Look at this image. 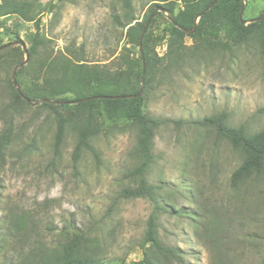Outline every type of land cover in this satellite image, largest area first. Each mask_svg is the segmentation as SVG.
I'll return each mask as SVG.
<instances>
[{
  "label": "rangeland",
  "instance_id": "rangeland-1",
  "mask_svg": "<svg viewBox=\"0 0 264 264\" xmlns=\"http://www.w3.org/2000/svg\"><path fill=\"white\" fill-rule=\"evenodd\" d=\"M36 1L42 7L39 32L47 41L31 64L15 74L17 85L29 94L36 91L34 70L43 58H60L66 49L110 70L123 54L137 57L138 47L126 42L125 28L113 18L126 22L127 12L117 0ZM150 3L131 0L135 20H142ZM263 10L264 0H243L241 15L250 20ZM0 22L10 31L3 36L0 27L3 43L17 33L29 45L32 22L13 15ZM167 25V18L157 15L150 26L148 40L156 42L158 55L166 49ZM184 43L186 57L158 74L143 106L159 118L181 120L177 126L161 125L153 138L155 158L147 178L162 185L160 198L168 209L159 214L158 236L164 245L184 252L183 264H260L264 180L230 188L239 153L193 121L224 111L232 125L263 128L264 58L252 40L202 51L189 37ZM23 59L15 49L0 51V134L9 132L0 152V264H53L60 244L74 233L89 238V248L104 264H142L148 245L141 248L140 242L152 204L145 198H119L120 190L132 184L126 172L136 164L135 128L100 116V131L91 139L97 159L84 150L73 167L76 136L70 129L54 158L53 114L36 107L39 99L30 106H8V82ZM63 96L73 95L55 98Z\"/></svg>",
  "mask_w": 264,
  "mask_h": 264
},
{
  "label": "trees",
  "instance_id": "trees-1",
  "mask_svg": "<svg viewBox=\"0 0 264 264\" xmlns=\"http://www.w3.org/2000/svg\"><path fill=\"white\" fill-rule=\"evenodd\" d=\"M117 1L127 12L126 22L119 20L116 15L113 18L125 28L126 42L138 47L137 57L123 54L119 66L110 70L103 64L87 63L82 56L66 49L60 58H43L40 69L34 70L37 80L34 94H29L23 87H19L26 99L17 93L11 79L8 82L11 92L8 106L13 109L30 106V101L33 100L48 99L41 101L36 107L48 109L53 114V157L59 156L66 130L70 129L76 136L71 154L73 167L77 166L84 150L98 158L97 151L91 145V139L100 131V116L107 120H123L134 127L136 136L132 154L136 164L126 172L132 184L120 190L119 198H145L152 204L140 242L141 248L145 245L148 247L139 263L183 264L184 252L179 248L164 245L158 236L159 214L168 209L160 198L162 185L149 182L147 178L155 158L152 151L155 131L165 123L177 126L181 120L159 118L145 111L143 106L149 90L158 79V74L165 68L177 67L186 57L185 37L191 38L194 49L199 51L230 49L252 40L256 42L258 51L264 58V15L259 18L264 10L259 16L245 20L242 15L239 17L243 0H150L142 20H135L131 0ZM39 3L36 0H0V17L13 15L22 21L32 22L35 28L27 46L29 63L18 67L15 72L17 75L31 64L38 55V49L45 46L47 41L39 32L38 16L42 8ZM52 5L49 2V6ZM156 7H160L162 11H156L147 26L141 41V51L140 34L149 14ZM157 15L165 16L168 22L164 29L166 49L163 55L157 54L156 42L150 43L148 40L150 26ZM0 27L3 36L10 34L1 22ZM157 39L160 40V37ZM8 40L11 42L20 38L15 33ZM6 43H3L0 36V46ZM3 49H15L24 54L20 45H10ZM142 61L143 90L140 95H135L140 91ZM164 61L166 63L161 66ZM16 82L19 83V79H16ZM66 93L72 94V98H55L56 95ZM193 124L207 128L216 139L225 141L239 153L241 161L229 175L230 188L236 190L253 180H264V127L252 131L245 123L232 125L224 111L194 120ZM8 138L9 132L6 129L0 134V152L6 147ZM88 243L89 238L86 235L72 234L60 244L53 264H104L98 254L89 248ZM260 264H264V236Z\"/></svg>",
  "mask_w": 264,
  "mask_h": 264
},
{
  "label": "water",
  "instance_id": "water-1",
  "mask_svg": "<svg viewBox=\"0 0 264 264\" xmlns=\"http://www.w3.org/2000/svg\"><path fill=\"white\" fill-rule=\"evenodd\" d=\"M207 8H208V7H207ZM207 8H206V9H207ZM242 9H243V3H242L241 10H240V12H239V17H240V18H241V14H242ZM156 11H162V9H161L160 7H156V8H154V10L149 14V16H148V18H147V20H146V22H145V24H144L143 30H142V32H141V34H140V38H139V48H140L141 51H142L141 41H142L143 34H144V32H145L147 26L149 25V23H150V21H151V19H152V17L154 16V14H155ZM263 15H264V12L260 15L259 18H262ZM194 26H195V24H194ZM193 30H194V29H192V31H193ZM10 45H20L21 48H22L23 51H24V59L21 60V61L17 64V66H15V67L13 68L11 79H12L13 86L15 87L17 93H18L22 98L26 99V97H25V96L23 95V93L21 92L19 86L17 85L16 79H15V72H16V69H17L18 67L24 65V64L27 62V60H28L29 55H28L27 46L25 45V43H24L22 40H14V41L8 42V43H6V44L0 46V50L3 49V48H5V47H7V46H10ZM143 72H144V63H143V61H142V77H141L140 91H139L138 94H135V95H140L141 92H142V90H143ZM135 95H128V96H135ZM113 97H114V96H113ZM120 97H122V96H120ZM41 101H48V99H42V100H40V101L35 102V104H38V103H40Z\"/></svg>",
  "mask_w": 264,
  "mask_h": 264
}]
</instances>
